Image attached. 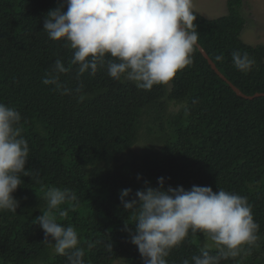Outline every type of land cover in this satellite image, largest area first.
I'll list each match as a JSON object with an SVG mask.
<instances>
[{
  "label": "trees",
  "instance_id": "obj_1",
  "mask_svg": "<svg viewBox=\"0 0 264 264\" xmlns=\"http://www.w3.org/2000/svg\"><path fill=\"white\" fill-rule=\"evenodd\" d=\"M241 2L228 0V13L213 19L193 11L198 42L233 84L253 95L264 92V44L241 38L246 24L238 8ZM61 6L67 10L65 0H0V103L22 115L21 135L30 148L26 168L31 169L13 193L17 211H0V264H68L66 256L55 253V241L44 242V231L33 223L48 210L46 193L53 187L67 188L78 197L74 209L73 202L60 206L66 216L53 213L58 223L77 231L85 264L119 259L144 264L124 230L127 219L132 221L120 192L131 188L134 195L145 189L146 181L159 187L160 177L165 188L210 186L246 197L259 225L258 239L220 264H264V96L238 95L198 47L191 65L150 91L111 78L106 67L77 79L73 65L61 81L71 89L83 88L61 95L42 83L55 60L68 67L74 52L43 31L49 10ZM235 50L255 60L248 73L234 67ZM170 102L180 105L179 110L169 112ZM144 125L153 143L134 151ZM129 227L135 229L134 224ZM204 243L201 232L189 231L166 259L183 264L199 255Z\"/></svg>",
  "mask_w": 264,
  "mask_h": 264
},
{
  "label": "clouds",
  "instance_id": "obj_2",
  "mask_svg": "<svg viewBox=\"0 0 264 264\" xmlns=\"http://www.w3.org/2000/svg\"><path fill=\"white\" fill-rule=\"evenodd\" d=\"M63 6L49 10L43 31L54 41L65 42L74 50L69 66L55 60L42 79L53 85L61 95L80 93L83 85L69 88L61 81L76 66V78L84 73L95 76L107 68L108 75L117 80L131 81L139 89L150 91L154 85H167L177 74L193 63L192 52L198 47V33L193 0H65ZM110 55L111 58H108ZM217 60H223L217 56ZM232 62L243 73L251 71L255 60L248 53L232 52ZM79 100L84 96L79 95ZM21 113L0 103V211L15 213L19 201L13 193L30 176L26 168L30 156L28 141L21 135ZM159 187L145 182L144 190L121 189L120 200L129 212L125 223L130 242L138 247L144 264H169L171 250L188 236L201 232L205 237L199 255L183 264H220L222 259L236 257L242 246L254 244L258 223L246 197L210 186L193 185L165 188V178H158ZM132 197L131 199H128ZM48 210L37 216L44 231V242L54 240L55 253L66 256L68 264H85V250L80 246L77 231L57 222L53 210L66 216L60 206L78 197L65 188L53 187L46 193ZM130 224L135 225L133 230ZM51 237V240H49ZM93 245L89 244V248ZM107 248L112 250L110 243ZM216 248L217 255L211 250Z\"/></svg>",
  "mask_w": 264,
  "mask_h": 264
},
{
  "label": "rangeland",
  "instance_id": "obj_3",
  "mask_svg": "<svg viewBox=\"0 0 264 264\" xmlns=\"http://www.w3.org/2000/svg\"><path fill=\"white\" fill-rule=\"evenodd\" d=\"M246 19V24L241 32L244 42L257 45L264 44V0H242L238 7ZM193 10L213 19L228 13V0H193ZM180 105L170 102L169 112H176ZM147 127L144 125L139 141L133 146L134 151H141L152 144L151 138L146 135ZM114 264H126L123 259L117 260Z\"/></svg>",
  "mask_w": 264,
  "mask_h": 264
},
{
  "label": "water",
  "instance_id": "obj_4",
  "mask_svg": "<svg viewBox=\"0 0 264 264\" xmlns=\"http://www.w3.org/2000/svg\"><path fill=\"white\" fill-rule=\"evenodd\" d=\"M198 44V48L199 50L202 52V54L204 55L205 58L208 59L210 65L212 66V68L224 79L226 80L231 87L233 88V90L240 96L247 98V99H254L256 97H261L264 96V92H257L253 95H248L246 93H244L239 87H237L235 84H233L216 66L215 62L209 57L208 53L206 52V50L204 49V47L197 41Z\"/></svg>",
  "mask_w": 264,
  "mask_h": 264
}]
</instances>
